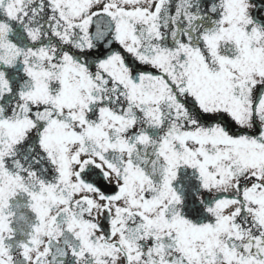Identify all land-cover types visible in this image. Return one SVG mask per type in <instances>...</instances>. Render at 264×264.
I'll use <instances>...</instances> for the list:
<instances>
[{"label":"snow or ice","instance_id":"6c2138e0","mask_svg":"<svg viewBox=\"0 0 264 264\" xmlns=\"http://www.w3.org/2000/svg\"><path fill=\"white\" fill-rule=\"evenodd\" d=\"M0 264H264V0H0Z\"/></svg>","mask_w":264,"mask_h":264}]
</instances>
